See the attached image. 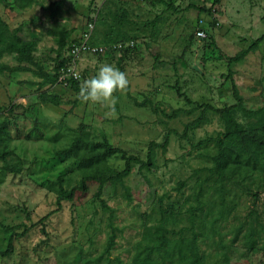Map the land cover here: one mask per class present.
<instances>
[{
	"label": "rangeland",
	"instance_id": "rangeland-1",
	"mask_svg": "<svg viewBox=\"0 0 264 264\" xmlns=\"http://www.w3.org/2000/svg\"><path fill=\"white\" fill-rule=\"evenodd\" d=\"M263 15L264 0H1L9 27L21 26L23 37L36 39L40 68L0 49V114L10 121L2 143L13 151L0 160V250L15 233L0 264H127L153 226L163 225L173 237L190 235L192 209L202 264H264V184L255 176L233 188L209 179L222 123L215 112L202 111L234 103L233 84L246 109L264 108V39L241 60L228 61L264 33ZM90 24L91 43L121 46L84 53L78 90H55L60 85L40 72L52 76L59 67L65 30L66 40L77 41ZM104 63L127 74L128 92H114V104L83 100L81 85ZM2 64L29 69L7 71ZM53 95L59 104L50 101ZM237 116L246 132L257 119ZM79 128L141 160L151 141L162 143L169 130L177 134H169L166 148L152 147L149 169L134 163L123 185L105 188L108 209L93 196L96 186L82 204L63 201L56 209L60 184L68 188L81 177L77 160L56 151ZM251 132L259 143L248 140L249 148L262 158L264 123ZM5 162L21 170H4ZM107 163L115 171L124 167L119 154ZM110 212L115 238L107 252Z\"/></svg>",
	"mask_w": 264,
	"mask_h": 264
},
{
	"label": "trees",
	"instance_id": "trees-1",
	"mask_svg": "<svg viewBox=\"0 0 264 264\" xmlns=\"http://www.w3.org/2000/svg\"><path fill=\"white\" fill-rule=\"evenodd\" d=\"M21 29V26L10 28L8 23L0 17V49L7 54H14L20 63L36 65L37 68H40L33 57L37 41L35 38L23 37ZM66 37L67 32H64L59 44L60 49L64 48ZM263 39L264 33L258 36L247 48L241 49L236 54L228 57V61L237 62L241 60L248 51L253 49ZM64 62L65 59L61 58L59 67L57 70L54 69L52 76L42 71L39 76L42 78L46 77L51 83H55ZM2 68L7 71L29 69L26 65L21 64L13 67L2 64ZM77 81H73L69 89L78 90ZM126 91L128 92V86ZM233 98L235 100L234 103L222 107L204 105L202 109L203 112L208 109L215 112L222 123V131L215 139L216 151L211 155L212 166L208 168V177L216 181L220 186L228 185L231 188L241 184L244 185L247 179L251 180L253 178L252 176H255L264 184V157H256L248 145V140L259 143L251 129L255 131L263 128L264 108L262 107L259 110L246 109L243 106L242 97L234 84ZM49 99L53 104L60 103L58 96H51ZM134 102L138 105H145L146 100L140 103ZM151 106L154 112L157 111L156 106L152 104ZM178 111L179 109L173 110L170 116L176 115ZM238 113H241L246 118H257L250 123L249 132H246L244 123L237 116ZM197 121H200V117L186 123L183 134ZM8 125H10V121L6 115L0 114V160L2 161L13 154V151L7 148L6 143H2L6 139L5 135L7 136ZM170 133L177 134L176 131L169 130L165 133L162 143L151 141L148 145L146 160H141L135 155L127 154L122 148L113 146L106 138L94 140L91 138L89 131L79 128L67 146L56 151V155L65 153L76 159L81 173L79 181L71 187H63L60 184L56 197V209L61 207L63 201H69L76 205L82 204L92 186H96L93 196L100 199L103 206L108 209L101 198L105 188L117 184L123 185V180L131 172L134 163H137L139 168L149 169L152 164V147L161 146L163 149L166 148ZM114 154H119L124 160L123 169L115 171L108 166L107 158ZM2 169L9 172H19L21 166L5 162L2 165ZM145 181L148 182L146 178ZM197 208H200V205ZM192 210L190 212V235L173 237V231L163 225L153 226L142 234L141 239L136 243L135 252L127 264H202L197 241L198 233L194 230L195 222ZM222 214L223 212L220 211L218 216H222ZM109 217V226L112 231L109 234L105 248L107 252L114 246L115 238L111 212ZM14 234L11 233L7 236L5 249L0 250L1 255L5 256L12 251ZM117 264L124 263L118 260Z\"/></svg>",
	"mask_w": 264,
	"mask_h": 264
},
{
	"label": "built area",
	"instance_id": "built-area-1",
	"mask_svg": "<svg viewBox=\"0 0 264 264\" xmlns=\"http://www.w3.org/2000/svg\"><path fill=\"white\" fill-rule=\"evenodd\" d=\"M90 24L83 36L77 40H69L65 44L63 56L65 59L63 67L59 70L57 82L60 83L63 87L69 88L73 81H77L80 77L78 71V63L84 53L90 54H106L109 51L119 48L120 43H115L109 46L97 45L90 42L91 36ZM197 37L203 39L206 37L205 31L200 28L197 30ZM134 43H129L132 46Z\"/></svg>",
	"mask_w": 264,
	"mask_h": 264
},
{
	"label": "clouds",
	"instance_id": "clouds-1",
	"mask_svg": "<svg viewBox=\"0 0 264 264\" xmlns=\"http://www.w3.org/2000/svg\"><path fill=\"white\" fill-rule=\"evenodd\" d=\"M127 74L113 64L104 63L97 73L83 82L79 94L85 101L115 103L114 92L127 89Z\"/></svg>",
	"mask_w": 264,
	"mask_h": 264
},
{
	"label": "crops",
	"instance_id": "crops-1",
	"mask_svg": "<svg viewBox=\"0 0 264 264\" xmlns=\"http://www.w3.org/2000/svg\"><path fill=\"white\" fill-rule=\"evenodd\" d=\"M50 6H52V5H50ZM0 17H1V16H0ZM1 18H2V17H1ZM2 19H3V18H2ZM3 20H4V19H3ZM4 21H5V20H4ZM6 22H7V21H6ZM8 25H9V24H8ZM15 27H17V26H15ZM12 28H14V27H12ZM64 32H67V31L65 30ZM62 37H63V35H62ZM67 37H68V32H67ZM67 37H66V38H67ZM66 38H65L64 45L67 43V41H69V40H66ZM61 39H62V38H61ZM64 45H63V46H64ZM84 56H85V54L82 55V57H84ZM82 57H81V59H82ZM18 62H19V61H18ZM80 62H81V60L79 61V63H80ZM19 63H20V62H19ZM21 65H24V64H21ZM10 67H13V66H10ZM56 83L59 84L60 86H58V85L55 86V85H54L55 88H56L55 90L62 91V90H63V88H62L63 86H62L60 83H58L57 81H56ZM56 83H55V84H56ZM64 88H65V87H64ZM67 89H69V88H66V90H67ZM53 96H56V95H53Z\"/></svg>",
	"mask_w": 264,
	"mask_h": 264
}]
</instances>
